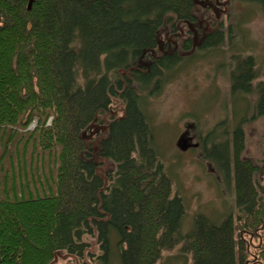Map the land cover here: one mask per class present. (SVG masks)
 Here are the masks:
<instances>
[{
	"label": "trees",
	"instance_id": "1",
	"mask_svg": "<svg viewBox=\"0 0 264 264\" xmlns=\"http://www.w3.org/2000/svg\"><path fill=\"white\" fill-rule=\"evenodd\" d=\"M240 1L264 10V0ZM194 9L195 0H0V264H54L63 252L82 261L87 238L98 264H156L180 244L192 264H264V149L242 157L238 126L231 152L204 153L226 174L232 160L236 212L219 223L197 215L179 235L184 204L141 106L192 64L157 43L165 26L172 36L193 23ZM254 78L250 58L237 63L231 92H254L264 118V82L252 89Z\"/></svg>",
	"mask_w": 264,
	"mask_h": 264
},
{
	"label": "rangeland",
	"instance_id": "2",
	"mask_svg": "<svg viewBox=\"0 0 264 264\" xmlns=\"http://www.w3.org/2000/svg\"><path fill=\"white\" fill-rule=\"evenodd\" d=\"M194 14V22L183 24L178 35H169L165 26L157 43L160 54L179 52L183 58L191 57L192 64L173 77L165 76L158 83L160 90L150 93L141 105L153 128L155 150L173 184V194L184 204L179 235L192 230L197 215L219 223L236 212L232 160L226 174L213 158L205 159L204 153L211 146L224 144L231 152L232 132L238 126L244 135L242 157L254 161L264 149V118L256 117L252 111L255 94L243 92L240 86L242 96H233L230 80L236 64L250 58L255 75L251 88L264 82V10L240 0H195ZM207 37L213 43L216 37L222 40L207 48ZM184 42L188 51L183 50ZM111 109L114 115L121 112L116 101ZM213 128L227 131L226 137H207ZM98 129L93 125L84 138L90 140ZM44 172L48 174V169L44 168ZM86 240L90 246L82 261L63 252L54 264H98L95 260L101 251L94 239ZM111 264H118L117 259L111 258ZM156 264H192V257L183 252L180 244L164 251Z\"/></svg>",
	"mask_w": 264,
	"mask_h": 264
},
{
	"label": "flooded vegetation",
	"instance_id": "3",
	"mask_svg": "<svg viewBox=\"0 0 264 264\" xmlns=\"http://www.w3.org/2000/svg\"><path fill=\"white\" fill-rule=\"evenodd\" d=\"M208 4H210V3H208ZM209 6V5H208ZM211 8H213L214 6H210ZM168 42H171L172 44H173V42L174 41H172V40H167ZM166 53H169V51H165Z\"/></svg>",
	"mask_w": 264,
	"mask_h": 264
},
{
	"label": "water",
	"instance_id": "4",
	"mask_svg": "<svg viewBox=\"0 0 264 264\" xmlns=\"http://www.w3.org/2000/svg\"><path fill=\"white\" fill-rule=\"evenodd\" d=\"M101 129H102V130H104V129H105V127H102Z\"/></svg>",
	"mask_w": 264,
	"mask_h": 264
},
{
	"label": "bare ground",
	"instance_id": "5",
	"mask_svg": "<svg viewBox=\"0 0 264 264\" xmlns=\"http://www.w3.org/2000/svg\"><path fill=\"white\" fill-rule=\"evenodd\" d=\"M32 129H34V127H32Z\"/></svg>",
	"mask_w": 264,
	"mask_h": 264
}]
</instances>
